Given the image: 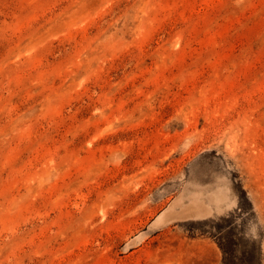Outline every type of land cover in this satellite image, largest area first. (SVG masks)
Here are the masks:
<instances>
[{
  "label": "rangeland",
  "instance_id": "rangeland-1",
  "mask_svg": "<svg viewBox=\"0 0 264 264\" xmlns=\"http://www.w3.org/2000/svg\"><path fill=\"white\" fill-rule=\"evenodd\" d=\"M0 264H264V0H0Z\"/></svg>",
  "mask_w": 264,
  "mask_h": 264
},
{
  "label": "bare ground",
  "instance_id": "bare-ground-1",
  "mask_svg": "<svg viewBox=\"0 0 264 264\" xmlns=\"http://www.w3.org/2000/svg\"><path fill=\"white\" fill-rule=\"evenodd\" d=\"M167 216H168V213H167Z\"/></svg>",
  "mask_w": 264,
  "mask_h": 264
}]
</instances>
